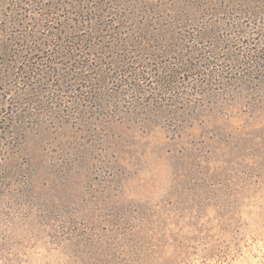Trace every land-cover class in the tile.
<instances>
[{
  "label": "rangeland",
  "instance_id": "rangeland-1",
  "mask_svg": "<svg viewBox=\"0 0 264 264\" xmlns=\"http://www.w3.org/2000/svg\"><path fill=\"white\" fill-rule=\"evenodd\" d=\"M0 264H264V0H0Z\"/></svg>",
  "mask_w": 264,
  "mask_h": 264
}]
</instances>
